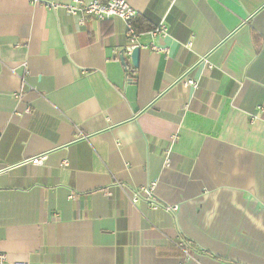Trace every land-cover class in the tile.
I'll return each mask as SVG.
<instances>
[{"label": "crops", "instance_id": "obj_1", "mask_svg": "<svg viewBox=\"0 0 264 264\" xmlns=\"http://www.w3.org/2000/svg\"><path fill=\"white\" fill-rule=\"evenodd\" d=\"M70 1L0 0L5 264H264V0H127L136 68Z\"/></svg>", "mask_w": 264, "mask_h": 264}, {"label": "built area", "instance_id": "obj_2", "mask_svg": "<svg viewBox=\"0 0 264 264\" xmlns=\"http://www.w3.org/2000/svg\"><path fill=\"white\" fill-rule=\"evenodd\" d=\"M34 3H37L38 0H32ZM50 9H54L57 6L54 4H48ZM61 8L64 9L66 14L69 16L78 17V21L80 24L83 23L85 17H91L96 21H104L111 19H120L124 22L126 28V37L128 41V45L126 46V52L129 54L131 50L137 46L136 39L138 33H136L134 29V21L137 18V12L129 5L127 0H106L99 1L93 0L86 2L84 0H71L68 3L62 4ZM167 32V28L163 22L157 24L155 28L149 30L147 33L149 35L157 36V35H165ZM156 50V48H153ZM183 85L185 87L197 88L198 84L193 79H186L183 81ZM26 113H29V108L25 110ZM45 160V156H40L36 158H32L30 160L25 161V164H31L33 166H39ZM65 163V161H64ZM10 168H5L0 170L1 173H5ZM155 183H151L140 189L139 193H134L131 195L130 200L132 203L137 202L139 196H142L144 199L151 201V209L155 210L159 205L154 199V189ZM167 210H171V208H166ZM175 208H172V210ZM183 248V244H180ZM185 249V248H184ZM184 253L188 255L187 251L184 250ZM6 263V256L3 252L0 251V264ZM13 264H28L26 262H14Z\"/></svg>", "mask_w": 264, "mask_h": 264}, {"label": "water", "instance_id": "obj_3", "mask_svg": "<svg viewBox=\"0 0 264 264\" xmlns=\"http://www.w3.org/2000/svg\"><path fill=\"white\" fill-rule=\"evenodd\" d=\"M125 53H127L126 49L122 50L119 55V59L122 65H126ZM140 53H141V49L138 46L134 47L129 53L131 64L135 68L138 66Z\"/></svg>", "mask_w": 264, "mask_h": 264}, {"label": "trees", "instance_id": "obj_4", "mask_svg": "<svg viewBox=\"0 0 264 264\" xmlns=\"http://www.w3.org/2000/svg\"><path fill=\"white\" fill-rule=\"evenodd\" d=\"M134 29H135V31H136V33H138L139 31L137 30V27H136V25L134 24Z\"/></svg>", "mask_w": 264, "mask_h": 264}]
</instances>
